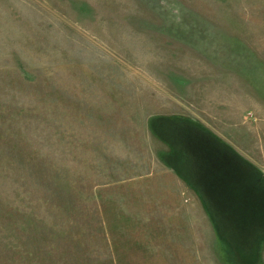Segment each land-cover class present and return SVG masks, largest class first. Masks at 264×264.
<instances>
[{"label": "rangeland", "instance_id": "1", "mask_svg": "<svg viewBox=\"0 0 264 264\" xmlns=\"http://www.w3.org/2000/svg\"><path fill=\"white\" fill-rule=\"evenodd\" d=\"M228 158L264 200V0H0V264H264Z\"/></svg>", "mask_w": 264, "mask_h": 264}, {"label": "crops", "instance_id": "2", "mask_svg": "<svg viewBox=\"0 0 264 264\" xmlns=\"http://www.w3.org/2000/svg\"><path fill=\"white\" fill-rule=\"evenodd\" d=\"M228 160L230 161H227L226 167L225 165L223 168L218 167L216 176L217 202L219 205L223 204L225 214H227L228 223L223 225L224 230L228 232V229H232L233 246L236 250L252 249L257 244H261L264 249V237L260 235L264 233V200H258L255 197L256 194L253 196L254 190L251 188L254 186L253 174L255 175V172L252 168L245 170L238 168L235 158H228ZM230 181H232V190L229 188L222 195V184L225 182L230 184ZM262 181L260 183L264 184V180ZM245 188L249 190L246 191ZM240 195L241 198L238 197Z\"/></svg>", "mask_w": 264, "mask_h": 264}]
</instances>
